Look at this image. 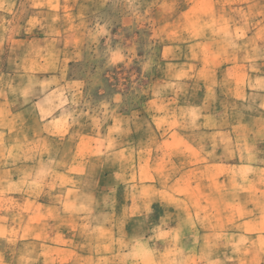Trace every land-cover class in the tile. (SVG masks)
Wrapping results in <instances>:
<instances>
[{"label":"rangeland","instance_id":"374dc122","mask_svg":"<svg viewBox=\"0 0 264 264\" xmlns=\"http://www.w3.org/2000/svg\"><path fill=\"white\" fill-rule=\"evenodd\" d=\"M0 6V113L19 115L0 116L7 131L0 134V165L9 166H0V264H66L44 247L65 237L44 226L25 228L28 217L13 208L27 210L31 201L23 197H33L50 175L58 201L62 186L54 182L67 174L85 189L103 176L124 182L136 198L140 184L149 183L146 210L128 222V240L139 243L130 257L138 264H186L188 256L220 264L219 249L203 246L202 230L188 229L213 223L231 231L237 218H248L251 191L259 193L254 207L264 210V151L253 160L259 169L241 172L260 181L241 187L244 216L179 215L150 198L175 173L178 132L200 146L204 130L255 129L264 142L257 95L264 92V0H0ZM235 74L244 84L236 85ZM159 224L165 231L151 237ZM187 240L196 246L188 248Z\"/></svg>","mask_w":264,"mask_h":264},{"label":"crops","instance_id":"0c3cea01","mask_svg":"<svg viewBox=\"0 0 264 264\" xmlns=\"http://www.w3.org/2000/svg\"><path fill=\"white\" fill-rule=\"evenodd\" d=\"M0 10H2L1 6ZM238 65L242 70L243 65ZM230 77L235 80L236 85L242 83V81L237 83L238 74L230 75ZM251 91L245 90V95L253 93ZM257 95H262L261 106L264 107V92H259ZM239 99L240 97H235V100ZM0 116L6 120H13L19 115L15 111H7L4 115L0 113ZM248 131L246 135L242 132L243 136L239 130L234 128L221 127L204 130L202 132L204 138L201 139L202 146H197L195 140L190 137L182 140L178 132V141L177 139L173 141L174 151L171 160V167L175 169V173L167 188L156 186V189L152 190L154 193H151L150 201L163 202L179 215L221 217L222 221L227 220L228 216L238 217L239 214L244 216V192L240 191L241 187L244 182L252 185L260 181L253 176H241V172L244 169L252 171L259 169L261 166L253 160H259L257 156L259 157L260 151H264L263 139H259L255 129ZM0 134L5 135L7 131L0 129ZM247 152L251 154L246 155ZM33 162L35 163L34 160ZM155 173L158 171L155 170ZM105 177H100L96 181L93 185L95 188L85 189L80 186L81 180H78V177L74 175L69 177L67 174L65 181L57 183L55 180L54 184L62 187L55 195L59 197L58 201L53 202L52 188L55 189L57 186L53 185L52 175L45 176L42 181L38 182V191H35L33 197L30 195L23 197L31 201L30 207L27 210H15L14 208L13 210L17 215L28 217L25 228L36 229L44 226L46 230L59 233L61 238L65 237V241L59 243H44V247L55 250L57 255L51 258L55 260L58 258L59 263L138 264L137 260L133 261L130 257L132 249L139 243L128 240V222L135 213H142L146 210L149 183L143 182L141 186L139 185L141 194L136 198L131 196V190L128 189L131 185L123 182L118 186L114 181L111 182ZM11 197L14 198L15 195ZM247 197L252 200L251 208L246 210L248 218L242 220L241 217L242 222L240 223H238L240 218H237L235 228H231V231H224V226L212 225L213 223L205 224L201 228L194 224V227L191 225L192 228L188 229V231L195 232L202 230L205 238L203 246L219 249V256L216 257L215 263L264 264V224H261L264 210L260 211V207H254V199L256 201L259 199L258 192L251 191ZM88 200L91 202L84 210L83 201ZM135 200L137 205L133 206ZM198 205L202 207V213H197ZM244 222H247V225ZM164 226L167 225H157L151 237L156 234L158 236L159 232L165 231ZM171 228L173 230L174 226ZM218 230L221 233L216 238L215 233ZM187 241L188 248L196 246L193 243L195 241ZM172 247H180V245L174 241ZM67 255L69 258L74 256V260L68 259ZM117 258H119L118 261ZM198 262L201 263V260ZM203 262L207 264L211 260L205 258ZM185 263L196 264V257L188 256Z\"/></svg>","mask_w":264,"mask_h":264}]
</instances>
